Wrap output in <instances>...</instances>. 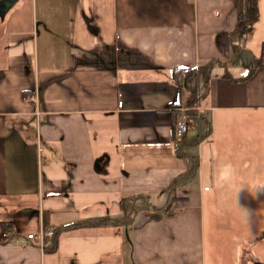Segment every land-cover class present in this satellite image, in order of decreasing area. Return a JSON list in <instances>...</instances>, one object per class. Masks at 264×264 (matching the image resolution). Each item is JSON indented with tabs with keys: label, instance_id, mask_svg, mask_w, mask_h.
I'll return each mask as SVG.
<instances>
[{
	"label": "crops",
	"instance_id": "crops-1",
	"mask_svg": "<svg viewBox=\"0 0 264 264\" xmlns=\"http://www.w3.org/2000/svg\"><path fill=\"white\" fill-rule=\"evenodd\" d=\"M257 7L242 42V0H18L0 18V264H243L205 207L264 200L235 126L264 117ZM177 69L195 71L177 84ZM43 226L53 252L26 239Z\"/></svg>",
	"mask_w": 264,
	"mask_h": 264
},
{
	"label": "rangeland",
	"instance_id": "rangeland-1",
	"mask_svg": "<svg viewBox=\"0 0 264 264\" xmlns=\"http://www.w3.org/2000/svg\"><path fill=\"white\" fill-rule=\"evenodd\" d=\"M36 42V39H35ZM3 44V43H2ZM40 48V42H39ZM4 46L1 47L0 52ZM38 48V49H39ZM259 120L241 118L236 119V128L244 129L243 141L244 145L250 142V148L254 150L259 149L258 153H252L253 168L248 172L247 178L255 179L260 174L261 168L264 167V117L257 116ZM224 125L218 123V130L224 129ZM252 132V135H251ZM247 150L239 154L235 161L229 160L234 173H239V169L235 165L240 162H247ZM232 171V169L227 170ZM247 172L243 169L242 173ZM254 183H259V186H264L258 180ZM253 183V184H254ZM249 200L226 201L217 200L206 204V220L212 221L217 230L222 234L229 233L232 235L235 251L238 254L243 250V264H264V241L260 242V238L264 237V200L251 196ZM220 242H223L219 238ZM259 241L258 244H256ZM226 251L225 249L221 250ZM235 264H239L237 260Z\"/></svg>",
	"mask_w": 264,
	"mask_h": 264
},
{
	"label": "trees",
	"instance_id": "trees-1",
	"mask_svg": "<svg viewBox=\"0 0 264 264\" xmlns=\"http://www.w3.org/2000/svg\"><path fill=\"white\" fill-rule=\"evenodd\" d=\"M258 19V7H257V0H242V9L237 17V22H236V29L239 34L240 40L243 42L245 41V36L246 32L251 27ZM260 63V58L257 61V65ZM195 70L191 69H177L173 70L174 77L177 79V84L179 83V79L184 77V79H188L193 76ZM196 73H200V70H197ZM205 77L209 78V71H205ZM31 91H24L21 93L22 98H27L30 96ZM197 91L192 92L190 96L188 97L187 101L185 102L186 105L192 110H190L189 115L192 113L194 107H196V102H197ZM174 127V126H173ZM180 200L179 197L173 196L170 204L167 206V209L172 207L174 204L178 203ZM106 221L103 222H98L97 224H90L92 226H101V225H106ZM74 226V225H72ZM1 227V225H0ZM48 226H43V229H47ZM73 229V227H71ZM60 236V232L57 231L56 229L54 230V234L52 236H45L44 237V249L49 250L51 252L55 251L57 248V243L58 239ZM48 242V245H47ZM50 246V247H49Z\"/></svg>",
	"mask_w": 264,
	"mask_h": 264
},
{
	"label": "built area",
	"instance_id": "built-area-1",
	"mask_svg": "<svg viewBox=\"0 0 264 264\" xmlns=\"http://www.w3.org/2000/svg\"><path fill=\"white\" fill-rule=\"evenodd\" d=\"M33 99L37 103V99L35 97H33ZM190 110H192V108L188 107L186 103L179 104L174 108L176 119L174 122L173 137L176 140L182 139L188 131ZM207 189L208 188H205L204 190ZM53 234H54L53 228H49L47 230L40 228V230L36 234L33 233L27 234L26 239L31 241L34 240L35 238H38L39 241H42L45 236H52ZM11 236L12 235L9 232H2L1 234L2 241L8 242Z\"/></svg>",
	"mask_w": 264,
	"mask_h": 264
},
{
	"label": "water",
	"instance_id": "water-1",
	"mask_svg": "<svg viewBox=\"0 0 264 264\" xmlns=\"http://www.w3.org/2000/svg\"><path fill=\"white\" fill-rule=\"evenodd\" d=\"M18 0H0V18L8 12Z\"/></svg>",
	"mask_w": 264,
	"mask_h": 264
}]
</instances>
